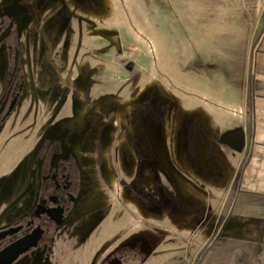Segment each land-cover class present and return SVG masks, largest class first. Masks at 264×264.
<instances>
[{
    "label": "rangeland",
    "instance_id": "obj_1",
    "mask_svg": "<svg viewBox=\"0 0 264 264\" xmlns=\"http://www.w3.org/2000/svg\"><path fill=\"white\" fill-rule=\"evenodd\" d=\"M150 1L0 0V229L35 213L54 162L78 161L82 183L52 250L44 242L15 264H49V251L54 264H91L115 250L112 261L125 252L137 264L140 249L150 264L261 262L263 235L245 229L243 170L231 167L246 143L217 149L227 127L246 136L245 126L219 120L196 90L189 111L176 103L182 52L172 57L179 72L151 71ZM155 75L158 90L148 88Z\"/></svg>",
    "mask_w": 264,
    "mask_h": 264
},
{
    "label": "crops",
    "instance_id": "obj_2",
    "mask_svg": "<svg viewBox=\"0 0 264 264\" xmlns=\"http://www.w3.org/2000/svg\"><path fill=\"white\" fill-rule=\"evenodd\" d=\"M105 6L109 4L106 2ZM150 19L151 71L155 73L160 65L170 63V73L179 72L173 65L172 57L180 51L183 58H187L181 61L182 72H187L185 78L178 80L173 76V80L185 88V93L179 91L181 100L176 101L181 104L182 110L187 112L191 103L195 105L189 98L195 97V94L190 95V90H196L197 95L203 97L201 104L204 107L215 106L214 113L219 120L228 123L239 120L245 126L246 149L236 152L237 163H231V167L237 175L243 170L239 186L249 198L245 229H257L263 235L264 249V225L259 226L254 221L264 224L263 206L261 209L257 204L260 200L264 205V0H151ZM178 42L180 45L176 47ZM206 72L220 73L223 83L220 88L207 84V75L203 81L200 79V74ZM191 73L198 74L197 82L191 80ZM155 78L156 75L150 78L148 88L156 87L155 90H158L159 82ZM140 87L138 83L132 87L138 89L132 97L134 100L141 96L143 90ZM171 87L172 84L167 81L162 95L170 96ZM124 104L127 107L129 103L125 101ZM238 125L227 128L234 129ZM116 132H121L124 137L126 135L120 128ZM90 141L87 143L91 144ZM73 142L74 146H78L77 141ZM219 142L223 146H218V151H227L223 147L229 145ZM89 146L85 154L93 153L95 148L92 144ZM71 151L75 153L73 149ZM84 158L87 159L86 156ZM123 189L118 191L126 199L128 191ZM128 242L123 240L121 243L127 246L124 243ZM104 258L93 260L91 264H103L107 259ZM140 264L150 263L144 258ZM259 264H264V251Z\"/></svg>",
    "mask_w": 264,
    "mask_h": 264
},
{
    "label": "flooded vegetation",
    "instance_id": "obj_3",
    "mask_svg": "<svg viewBox=\"0 0 264 264\" xmlns=\"http://www.w3.org/2000/svg\"><path fill=\"white\" fill-rule=\"evenodd\" d=\"M64 152L65 151L62 153L64 154ZM74 154L75 153L72 151L69 152L70 157L75 158L76 156H72ZM63 160L59 162L60 164H58L57 161L54 162L52 165V169L54 170L50 171V174L44 176L45 180L51 179L53 186L43 192L39 199L35 213L28 216L18 224L0 229V231L7 229L10 230L6 236L0 240V251L9 244H12L13 242L26 236L33 235L34 238L38 239L36 245L21 253L10 264H15L30 251L39 248L44 242L48 243L47 249L51 251V245L58 233L57 231H59L62 225H64V222H66V217L69 212H71V210L77 205L82 184L81 167L78 161L73 165V162L65 164L70 159L67 161ZM73 168L74 172L72 173ZM50 251L48 252L49 257L47 258L50 260L49 264H54V262H52L53 258L50 257ZM141 251L143 250L140 249L139 254H137L139 261L137 264H140L141 259H144ZM115 253L116 250L103 264H125V252H123V255H120L119 253L117 260L112 261L111 258H113V254ZM135 261L136 260H134V262Z\"/></svg>",
    "mask_w": 264,
    "mask_h": 264
},
{
    "label": "water",
    "instance_id": "obj_4",
    "mask_svg": "<svg viewBox=\"0 0 264 264\" xmlns=\"http://www.w3.org/2000/svg\"><path fill=\"white\" fill-rule=\"evenodd\" d=\"M221 140L237 150H242L246 143L244 134L236 129H230L223 133ZM10 230L0 231V240L6 236ZM38 239L33 235L23 237L12 244H9L0 251V264H10L17 256L37 244Z\"/></svg>",
    "mask_w": 264,
    "mask_h": 264
}]
</instances>
